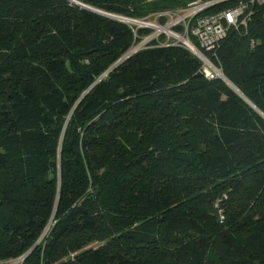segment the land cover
Returning <instances> with one entry per match:
<instances>
[{"label": "trees", "instance_id": "obj_1", "mask_svg": "<svg viewBox=\"0 0 264 264\" xmlns=\"http://www.w3.org/2000/svg\"><path fill=\"white\" fill-rule=\"evenodd\" d=\"M75 1L148 19L194 0ZM151 31L0 0V264H264V5L212 57L260 113L165 35L109 70Z\"/></svg>", "mask_w": 264, "mask_h": 264}, {"label": "built area", "instance_id": "obj_2", "mask_svg": "<svg viewBox=\"0 0 264 264\" xmlns=\"http://www.w3.org/2000/svg\"><path fill=\"white\" fill-rule=\"evenodd\" d=\"M221 1L225 0H194L181 8L153 13L148 19L116 15L117 20L135 25L136 28L152 30L138 41L127 55L145 47L148 42L158 39L160 35H165V40L159 43L160 45H183L199 59L207 78L219 77L221 70L212 61L215 49L226 37L229 29L246 30L253 9L264 5V0H237L230 7L210 12L213 6ZM160 18L165 19L164 24L159 22ZM177 27H181L180 31L176 29ZM190 37L196 44L191 42ZM22 261L23 256L16 259L13 264H21Z\"/></svg>", "mask_w": 264, "mask_h": 264}, {"label": "water", "instance_id": "obj_3", "mask_svg": "<svg viewBox=\"0 0 264 264\" xmlns=\"http://www.w3.org/2000/svg\"><path fill=\"white\" fill-rule=\"evenodd\" d=\"M70 1H72V2H74L75 4H77V5H79V6H81V7H83V8H85V9H88V10H91V11H94V12H97V13H100V14H103V15H106V16H109V17H112V18H115V19H118V17L116 16V15H113V14H109V13H106V12H102V11H100V10H97V9H95V8H92V7H89V6H86V5H84V4H81V3H79V2H77V1H75V0H70ZM127 56H129V55H126L125 57H122V58H120L109 70H111L112 68H115L124 58H126ZM108 70V71H109ZM108 71H106V72H108ZM219 77L220 78H222L234 91H236L247 103H249L253 108H255V106H253V104L245 97V96H243L242 94H241V92L229 81V80H227L225 77H224V75L222 74V72H221V74L219 75ZM256 109V108H255ZM257 110V109H256ZM258 112H259V110H257ZM260 113V112H259ZM90 199L91 198H89V199H85V200H83V202H82V204H86L87 202H89L90 201ZM41 239V238H40ZM40 239H38L37 240V242L35 243V245L29 250V251H31L38 243H39V241H40ZM49 242H50V240H49ZM48 242V243H49ZM28 251V252H29ZM24 258V257H23Z\"/></svg>", "mask_w": 264, "mask_h": 264}, {"label": "rangeland", "instance_id": "obj_4", "mask_svg": "<svg viewBox=\"0 0 264 264\" xmlns=\"http://www.w3.org/2000/svg\"><path fill=\"white\" fill-rule=\"evenodd\" d=\"M70 1V0H69ZM47 229L48 228H45L44 230H43V232H42V234H41V236L39 237V239H40V241L43 239V237L46 235V231H47ZM15 262V260L14 261H11V262H8V263H4V264H13Z\"/></svg>", "mask_w": 264, "mask_h": 264}, {"label": "bare ground", "instance_id": "obj_5", "mask_svg": "<svg viewBox=\"0 0 264 264\" xmlns=\"http://www.w3.org/2000/svg\"><path fill=\"white\" fill-rule=\"evenodd\" d=\"M219 73V72H218Z\"/></svg>", "mask_w": 264, "mask_h": 264}]
</instances>
